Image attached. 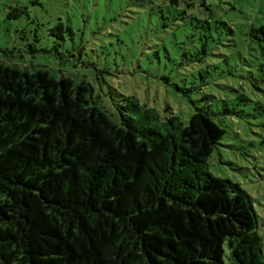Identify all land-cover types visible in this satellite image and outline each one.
Listing matches in <instances>:
<instances>
[{"label": "trees", "instance_id": "1", "mask_svg": "<svg viewBox=\"0 0 264 264\" xmlns=\"http://www.w3.org/2000/svg\"><path fill=\"white\" fill-rule=\"evenodd\" d=\"M73 29L59 18L50 35ZM20 31L23 50L0 48V264H264L251 197L210 172L225 133L212 115L196 108L184 125L116 93L111 117L85 80L15 62L48 52ZM252 32L264 41V21Z\"/></svg>", "mask_w": 264, "mask_h": 264}, {"label": "rangeland", "instance_id": "2", "mask_svg": "<svg viewBox=\"0 0 264 264\" xmlns=\"http://www.w3.org/2000/svg\"><path fill=\"white\" fill-rule=\"evenodd\" d=\"M166 1L0 0V48L23 50L19 30L29 40L37 30L38 46L48 52H16L13 60L85 80L111 117L121 100L116 93L162 118L168 106L184 125L196 108L207 111L225 131L209 157L210 172L251 197L264 236V41L252 32L264 21V0H184L169 22L161 20ZM17 6L27 14L7 19ZM59 18L74 28L64 41L50 35Z\"/></svg>", "mask_w": 264, "mask_h": 264}]
</instances>
